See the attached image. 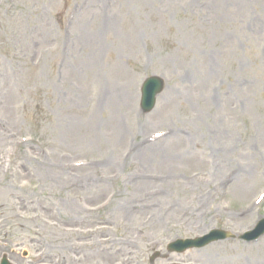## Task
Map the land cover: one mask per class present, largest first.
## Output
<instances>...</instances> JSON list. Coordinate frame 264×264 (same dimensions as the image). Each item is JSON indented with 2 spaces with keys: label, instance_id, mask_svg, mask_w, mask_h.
Here are the masks:
<instances>
[{
  "label": "rangeland",
  "instance_id": "obj_1",
  "mask_svg": "<svg viewBox=\"0 0 264 264\" xmlns=\"http://www.w3.org/2000/svg\"><path fill=\"white\" fill-rule=\"evenodd\" d=\"M150 75L166 87L143 113ZM263 217L264 0H0L11 264H104L71 251L98 244L122 248L107 264H264V236L166 250Z\"/></svg>",
  "mask_w": 264,
  "mask_h": 264
},
{
  "label": "water",
  "instance_id": "obj_2",
  "mask_svg": "<svg viewBox=\"0 0 264 264\" xmlns=\"http://www.w3.org/2000/svg\"><path fill=\"white\" fill-rule=\"evenodd\" d=\"M149 84H152L154 86H149V89H152V92L149 95L145 94L143 98V108L146 111L152 109L154 105L155 96L162 89V81L158 78L151 79L147 82L146 85L148 86ZM260 229L264 230V221L262 222ZM193 245H196V243H193Z\"/></svg>",
  "mask_w": 264,
  "mask_h": 264
},
{
  "label": "bare ground",
  "instance_id": "obj_3",
  "mask_svg": "<svg viewBox=\"0 0 264 264\" xmlns=\"http://www.w3.org/2000/svg\"><path fill=\"white\" fill-rule=\"evenodd\" d=\"M57 172H58V171H57ZM61 174H62L63 176H65V175H68L69 172H67V171H61ZM96 255L104 256V255H106V254H104V253H97ZM102 260H103V259H102Z\"/></svg>",
  "mask_w": 264,
  "mask_h": 264
}]
</instances>
